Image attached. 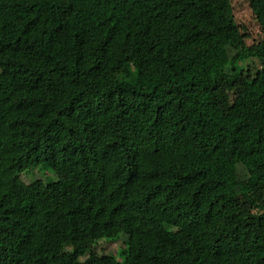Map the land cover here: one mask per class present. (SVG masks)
<instances>
[{
	"label": "trees",
	"instance_id": "obj_1",
	"mask_svg": "<svg viewBox=\"0 0 264 264\" xmlns=\"http://www.w3.org/2000/svg\"><path fill=\"white\" fill-rule=\"evenodd\" d=\"M234 1L0 0V264H264L232 209L264 190V0L254 36Z\"/></svg>",
	"mask_w": 264,
	"mask_h": 264
},
{
	"label": "rangeland",
	"instance_id": "obj_2",
	"mask_svg": "<svg viewBox=\"0 0 264 264\" xmlns=\"http://www.w3.org/2000/svg\"><path fill=\"white\" fill-rule=\"evenodd\" d=\"M234 10L237 13L236 17L238 21L242 22L243 25H245L251 31L252 36L257 35L258 28L250 21L249 10L243 0L234 1ZM142 52V47L139 46L135 42V40H131L129 43V54L127 56L129 65L132 66L137 60L140 61ZM245 72H248L249 74H251L252 77L255 78L254 87H258L262 79L264 78V64L257 60H249L245 63ZM219 95L220 94L218 93L215 96L219 98ZM209 99H211L210 96ZM34 166V177H30V179L32 180L33 178V181L38 186H43L44 179L42 175L38 172V163H35ZM237 171L239 172V174H241L240 176L243 177V172L241 168H238ZM59 176H61L59 172L55 173V178H58ZM251 195L248 197H241L232 205V209L244 218H249L251 215H257L258 213L264 211V190L260 189L254 192L252 196ZM117 247L118 246L116 244H103L101 246H98L97 251L100 252V250L102 251L103 249L105 253L113 254L116 251Z\"/></svg>",
	"mask_w": 264,
	"mask_h": 264
}]
</instances>
